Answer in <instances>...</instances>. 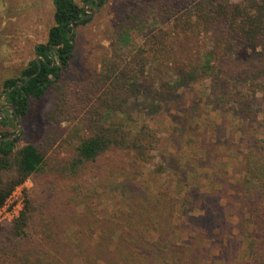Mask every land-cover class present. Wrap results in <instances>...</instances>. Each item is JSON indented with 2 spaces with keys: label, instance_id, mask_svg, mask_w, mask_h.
I'll list each match as a JSON object with an SVG mask.
<instances>
[{
  "label": "trees",
  "instance_id": "1",
  "mask_svg": "<svg viewBox=\"0 0 264 264\" xmlns=\"http://www.w3.org/2000/svg\"><path fill=\"white\" fill-rule=\"evenodd\" d=\"M53 3L54 24L48 30L46 41L34 48L35 54H41L47 64L40 59L41 70L25 85L0 95L11 104L7 109L11 118L6 117L0 123L4 126L15 127L16 115L20 118L26 115L30 99L42 97L50 84L59 80L62 71L70 67L77 36L74 33L71 37V23L78 26L91 21L88 18L75 22L84 10L74 0H53ZM162 25L164 28H159ZM111 33L109 50L106 42L100 45L105 51L100 52L96 66L88 68L85 79L64 87L46 115L48 124L68 125L63 138L70 149L58 168L61 173H80L86 165L116 151L124 152L135 164L154 162V151L160 148L161 136L154 125L148 122L137 125L136 119L130 116L127 105L134 92H142L148 106H154L157 101H166L174 87L214 78L242 82L264 100V51L248 62L235 58L240 51L254 46L264 50V0L234 3L139 0ZM135 34L142 42L134 48L132 36ZM51 48L56 49L58 61L52 67L46 54ZM53 51L50 53L54 54ZM37 69L36 60L29 61L16 77L2 81V90L23 82ZM57 128H47L37 142L15 146L18 136L0 141V207L16 186L46 171V155L55 142ZM15 130L0 131V136ZM242 160V175L235 189L238 202L251 215L252 226L244 235L246 259L242 255L240 264H264V139L252 141ZM162 169L164 166L160 163L154 164L155 172L160 173ZM68 189L63 202L85 204L87 210L81 225L97 233L92 254L79 256L85 242L81 239L78 252L74 251L71 242L64 240L63 229L58 228L55 219L45 216L44 204L36 206V200L25 192L19 215L9 226H0V263L72 264L75 258L86 263L96 256L104 264H193L205 258L204 237H210V215L201 216L204 226L200 234L190 232L186 241L177 242L172 223L175 204L163 197L167 196L166 192L154 197L134 195L127 201L126 209L100 217L87 204L98 195L94 185L77 180ZM216 209L213 202L210 213L216 214ZM35 216L39 222L34 221ZM31 225L35 227L29 232Z\"/></svg>",
  "mask_w": 264,
  "mask_h": 264
},
{
  "label": "rangeland",
  "instance_id": "2",
  "mask_svg": "<svg viewBox=\"0 0 264 264\" xmlns=\"http://www.w3.org/2000/svg\"><path fill=\"white\" fill-rule=\"evenodd\" d=\"M138 1L107 0L103 6L95 4L96 9L87 5L93 14L91 21L76 26L70 67L62 71L59 80L50 84L42 97L30 99L26 115L20 118L22 131L15 146L37 142L47 128L58 127L55 142L46 155V171L28 177L13 189L15 193L0 207V226H9L19 215L27 192L36 200V206L44 204L45 216L55 219L58 228L63 229L64 240L71 242L74 251L78 252L81 239L85 242V249L78 252L83 257L92 254L97 233L81 225L87 210L85 204L63 202L71 183L78 180L96 187L98 195L87 204L100 217L126 209L127 201L134 195L154 197L166 192L163 197L175 204L172 223L177 242L186 241L190 232L200 234L204 226L201 216L211 217L210 237H204L205 258L193 264H240L241 256L246 255L244 235L252 225L249 211L238 202L235 184L242 175L246 148L255 139H264V100L246 84L214 78L188 82L172 88L166 101H157L154 106H148L142 92H134L127 105L130 116L137 125L148 122L159 129L161 143L159 150L154 151V162L135 164L124 152L116 151L86 165L80 173L68 175L58 169L70 149L63 138L68 125L48 124L46 115L64 87L85 79L88 68L96 66L100 52L105 51L100 45L106 42L109 50L111 32ZM74 2L78 7L86 6L84 0ZM53 14V0H0V90L5 78L16 77L34 59L35 45L46 41L54 24ZM132 37L135 48L142 38L136 34ZM263 51L261 46H254L240 51L235 58L248 62ZM2 103H7L5 97L0 98ZM3 112V116L11 118L9 110ZM16 127L0 124V131ZM155 163L164 166L162 172H155ZM54 164L57 165L53 167ZM213 202L217 208L214 215L210 213ZM34 221L39 222V218L35 216ZM34 227L31 225L29 232ZM72 264L104 263L93 256L91 262L75 258Z\"/></svg>",
  "mask_w": 264,
  "mask_h": 264
},
{
  "label": "water",
  "instance_id": "3",
  "mask_svg": "<svg viewBox=\"0 0 264 264\" xmlns=\"http://www.w3.org/2000/svg\"><path fill=\"white\" fill-rule=\"evenodd\" d=\"M95 2H96V6L99 7V6H100V5L98 4V3H99V0H95ZM105 2H106V0H103L101 5H103ZM92 14H93V11L89 9V10H88V14L84 15V16L81 17V18L76 19V21L79 22V21H82V20H84V19H88V18H90V17L92 16ZM75 29H76V27H75V25L72 23V27H71L72 36H71V37H73V34H74V32H75ZM53 50H55V48H53ZM71 52H72V51H71ZM39 57L42 58L43 60H45V58H44L42 55H41V56L39 55V56H36V57H35V60H36V62H37V64H38V69H37V71H35L34 73H32V74H30L28 77H26V79H25L23 82H18V83H16V84H15L14 86H12L9 90H0V95H5V94L8 93L9 91H12L13 89H15V87H21V86L25 85V84L30 80L31 77H33L34 75H36V74L40 71V69H41V63H40V61H39ZM51 58H52V57H51ZM52 64L54 65V61H53ZM4 106H5V107H8V108H11V104H8V103L5 104ZM19 118H20V117L17 116V119H19ZM21 131H22V126L20 125L16 132H14V133H12V134H9V135H6V136H0V141H1V140H12V139H14L15 137H17L18 135H20V134H21Z\"/></svg>",
  "mask_w": 264,
  "mask_h": 264
},
{
  "label": "flooded vegetation",
  "instance_id": "4",
  "mask_svg": "<svg viewBox=\"0 0 264 264\" xmlns=\"http://www.w3.org/2000/svg\"><path fill=\"white\" fill-rule=\"evenodd\" d=\"M95 2V0H86L85 1V5L86 6H82V8H83V15L81 16V17H83L84 15H86V14H88V10L90 9V10H92L93 11V9H91V8H87V5H90V4H92V2ZM103 1V0H102ZM107 1V0H106ZM102 3V2H101ZM95 4H96V2H95ZM99 4V3H98ZM104 5V4H103ZM102 5V6H103ZM92 6H93V4H92ZM94 7V9H96V7H95V5L93 6ZM81 17H79V18H81ZM78 19V18H77ZM75 22H77L76 21V19H75ZM73 24H74V22H72ZM71 23V24H72ZM75 25V24H74ZM76 27V26H75ZM56 50V49H55ZM55 50L53 51V48H51L50 49V51H53L54 52V54H52V53H50V51L48 52V51H46V54H47V56L50 58V67H52V66H54V65H56V63L58 62L57 61V53L55 52ZM41 56V54H35V57L36 56ZM35 57H34V59H35ZM52 57V58H51ZM40 59H42V58H40L39 57V60ZM46 64H47V61L46 60H43ZM53 61H54V65L52 64L53 63ZM41 70V69H40ZM34 73V72H33ZM5 104H7V103H2V104H0V123L1 122H3L4 121V119L6 118L5 116H3V115H5L4 114V112H3V110H5V109H9L8 107H5L4 105ZM16 121H17V128H16V130L14 131V132H16L17 131V129L19 128V126L21 125L22 126V124H21V122H20V118L19 119H17V115H16ZM19 136V135H18ZM16 138V137H15ZM14 138V139H15Z\"/></svg>",
  "mask_w": 264,
  "mask_h": 264
},
{
  "label": "built area",
  "instance_id": "5",
  "mask_svg": "<svg viewBox=\"0 0 264 264\" xmlns=\"http://www.w3.org/2000/svg\"><path fill=\"white\" fill-rule=\"evenodd\" d=\"M16 187H17V186H16ZM16 187H15V188H16ZM14 193H15V191L13 190V191L11 192V194L13 195ZM11 194H10V195H11ZM8 198H9V197H8ZM8 198H7V199H8ZM3 205H4V204H3ZM3 205H2V206H3ZM2 206H1V207H2Z\"/></svg>",
  "mask_w": 264,
  "mask_h": 264
}]
</instances>
